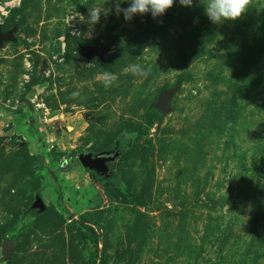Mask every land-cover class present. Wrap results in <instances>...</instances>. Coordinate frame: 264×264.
<instances>
[{"label": "rangeland", "instance_id": "obj_1", "mask_svg": "<svg viewBox=\"0 0 264 264\" xmlns=\"http://www.w3.org/2000/svg\"><path fill=\"white\" fill-rule=\"evenodd\" d=\"M207 2L127 21L116 0H22L10 12L0 94L20 107H0V228L16 234L9 256L0 237V264H264V219L251 213L264 174V0L222 23ZM94 7L108 14L89 24ZM85 46L100 55L82 57ZM166 93L162 119L134 132ZM103 150L120 151L110 177L79 161Z\"/></svg>", "mask_w": 264, "mask_h": 264}, {"label": "clouds", "instance_id": "obj_2", "mask_svg": "<svg viewBox=\"0 0 264 264\" xmlns=\"http://www.w3.org/2000/svg\"><path fill=\"white\" fill-rule=\"evenodd\" d=\"M122 2L123 0H116L115 10L117 14L122 12L126 21L131 20L135 14L143 15L149 12L155 18L164 14L174 4V0H130L129 7L121 8ZM180 3L184 6H191L193 0H180ZM250 4L251 0H208L205 11L213 23H222L241 17L247 12ZM102 13L105 16L108 14L107 10L100 7L89 8L87 22L89 24L98 23ZM80 19L83 21L85 17L81 15Z\"/></svg>", "mask_w": 264, "mask_h": 264}, {"label": "water", "instance_id": "obj_3", "mask_svg": "<svg viewBox=\"0 0 264 264\" xmlns=\"http://www.w3.org/2000/svg\"><path fill=\"white\" fill-rule=\"evenodd\" d=\"M12 35L11 30H3L0 29V43H2L3 41L10 39ZM80 55L86 59H92L96 56H99L100 54L97 52L95 47H91V46H85V47H81L80 51H79ZM169 98V94H161L159 96V99L155 105V107L160 110L161 112L165 111V102L166 100ZM120 151H113V150H109V151H101L98 153H92L91 151H85L84 153H82V155L80 156V164L85 167V168H89L95 172H97L98 174L105 176V177H110L111 175V171L109 170L107 163L109 161H113L118 155H119ZM32 208H36V207H43V203L42 200L39 197H36L35 200L33 201ZM2 246L5 250V254L6 256L10 255V252L12 250L13 247V240L10 238H5L3 240Z\"/></svg>", "mask_w": 264, "mask_h": 264}, {"label": "trees", "instance_id": "obj_4", "mask_svg": "<svg viewBox=\"0 0 264 264\" xmlns=\"http://www.w3.org/2000/svg\"><path fill=\"white\" fill-rule=\"evenodd\" d=\"M3 26H2V28L4 30ZM147 115L148 116H147V119L145 121V124L144 125H138V127L135 130H133L134 132H136L139 135L145 133V131H147L155 122L160 121L162 119V117L164 116V113L161 112L160 110H158L156 107L151 106L149 108ZM32 118H33V116H31L29 130H30V133L33 136V138H35V140H38L39 136L37 133L36 125H35L34 120ZM76 165H77L76 162H71L64 169L70 170V169H73ZM261 178H262V182L255 185V188L252 192L251 213L253 215L254 222H257L260 219H264V174H263V176H261ZM31 199H32V196H31ZM24 210L26 212L24 211L25 213L19 219L25 218V216L28 215L31 208L28 207L27 205H25ZM19 219H17L15 223L19 222L20 221ZM11 227H12L11 224L10 225L8 224V225L0 228V237H2L3 235H6V236L10 237V239L13 240L16 233L14 232V230ZM84 227H86L87 230L94 233V229L91 226L85 224ZM96 242L97 241L94 240V243H96Z\"/></svg>", "mask_w": 264, "mask_h": 264}, {"label": "built area", "instance_id": "obj_5", "mask_svg": "<svg viewBox=\"0 0 264 264\" xmlns=\"http://www.w3.org/2000/svg\"><path fill=\"white\" fill-rule=\"evenodd\" d=\"M21 1L22 0H0V29H2V26L4 25L10 12L20 5ZM53 59L58 61L62 60V58H58V54L53 55ZM23 63L24 72L21 76V84L28 82L31 76L32 66L28 54L24 57ZM19 99L20 98L18 97H5L0 94V107L16 111L20 107Z\"/></svg>", "mask_w": 264, "mask_h": 264}, {"label": "crops", "instance_id": "obj_6", "mask_svg": "<svg viewBox=\"0 0 264 264\" xmlns=\"http://www.w3.org/2000/svg\"><path fill=\"white\" fill-rule=\"evenodd\" d=\"M26 109H22V111H21V113H19V111L17 112V113H14L11 117H10V119H12V121H13V123H14V125H13V127L11 128V130H13V131H19L18 130V127H16V126H18V122L17 121H15V114H20V116L21 117H23V122H26V118H27V115H28V113L25 111ZM29 111V110H28ZM54 117V116H53ZM52 117V118H53ZM4 118V117H3ZM52 118H50V119H52ZM7 119V118H6ZM1 121H3V119L2 118H0V122ZM25 125H26V128H28V124H26V123H24ZM25 131H26V129L25 128H23V130L21 131H19V132H21V134L22 133H25ZM24 135V134H23Z\"/></svg>", "mask_w": 264, "mask_h": 264}]
</instances>
